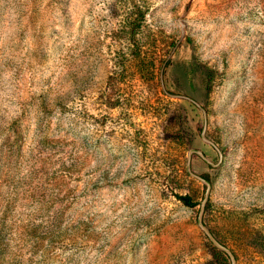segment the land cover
Returning <instances> with one entry per match:
<instances>
[{"label":"rangeland","instance_id":"rangeland-1","mask_svg":"<svg viewBox=\"0 0 264 264\" xmlns=\"http://www.w3.org/2000/svg\"><path fill=\"white\" fill-rule=\"evenodd\" d=\"M188 163L264 264V0H0V264H231Z\"/></svg>","mask_w":264,"mask_h":264},{"label":"water","instance_id":"water-1","mask_svg":"<svg viewBox=\"0 0 264 264\" xmlns=\"http://www.w3.org/2000/svg\"><path fill=\"white\" fill-rule=\"evenodd\" d=\"M194 153H197L199 154L198 151H195V150H190L189 152V158L192 154ZM187 172L195 177L196 179H198L199 181H201L202 183H204L207 187L206 189V193H205V197H204V200L202 201L201 203V209H200V213H199V217H198V224H199V227L204 231V233L206 234L207 238L209 239V241L218 249H220L221 251L225 252L231 259V264H236V261H235V258L233 256V254L231 253V251L229 249H227L226 247H224L221 243H219L214 237L213 235L211 234V232L209 231V229L204 225V223L202 222V216H203V212H204V208H205V204L208 200V194H209V189H210V184L209 182L202 178V177H198V176H195L191 170H190V165L188 163L187 165Z\"/></svg>","mask_w":264,"mask_h":264},{"label":"trees","instance_id":"trees-1","mask_svg":"<svg viewBox=\"0 0 264 264\" xmlns=\"http://www.w3.org/2000/svg\"><path fill=\"white\" fill-rule=\"evenodd\" d=\"M204 179H206L208 181V177L203 175L202 176ZM177 200H179L184 206L188 207V208H195L196 206L199 205V203L194 202L193 199L188 196V195H175Z\"/></svg>","mask_w":264,"mask_h":264}]
</instances>
